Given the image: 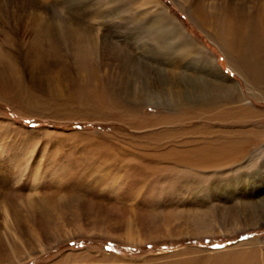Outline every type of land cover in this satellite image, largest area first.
Here are the masks:
<instances>
[{
    "label": "rangeland",
    "instance_id": "obj_1",
    "mask_svg": "<svg viewBox=\"0 0 264 264\" xmlns=\"http://www.w3.org/2000/svg\"><path fill=\"white\" fill-rule=\"evenodd\" d=\"M10 1L0 0V58L13 52L36 102L0 89V264H264V222L243 210L250 196L264 205V96L197 25L192 1L40 0L29 11L94 31L99 74L125 116L73 100L78 71L66 91L36 83L24 54L30 19L19 30ZM228 144L231 160L218 166Z\"/></svg>",
    "mask_w": 264,
    "mask_h": 264
},
{
    "label": "bare ground",
    "instance_id": "obj_2",
    "mask_svg": "<svg viewBox=\"0 0 264 264\" xmlns=\"http://www.w3.org/2000/svg\"><path fill=\"white\" fill-rule=\"evenodd\" d=\"M84 1L88 2L87 0ZM147 1L148 3L155 2V4L158 2L157 0ZM184 1L185 0H183V2ZM191 1L192 5L190 6H192L193 10L191 11L190 9V11L192 18H195L197 21V25H199L202 30L212 32L218 36L219 42L223 47H225L227 54H229L230 62L234 63L233 65L236 67V71L247 74V85L252 87L253 90L258 89L264 96V90H262L264 88V1L251 0L252 5L246 6V0H218L216 4H212L210 7H208L204 1L197 2L196 0H188V2ZM64 2H67L68 5H76L77 2L83 3V0H64ZM8 3L11 6H14L15 9L13 12L17 11L19 13L16 15L19 16L17 24V26L19 25V30L22 29V26L25 23L24 17H29V11L40 8V0H18L17 2L11 0ZM184 6L185 5H183V7ZM7 8L9 10L11 9V7ZM185 8L183 10H185ZM4 9L6 10V7L4 8L3 6L1 8L0 6V10ZM188 9L189 8L187 7V10ZM31 15L30 18H28L30 19L29 22L32 24H30L31 26L29 25L31 28L27 26V29H30L31 36L29 38L30 41L26 42L27 45L24 54L26 59H28V65L30 67L28 69L29 73H31L32 77L35 78L36 83L38 82L42 85H44L45 82H48L49 84L53 83L57 86V88H59L60 92H62L66 89L68 71H78V76L74 77L73 75L74 78H72L74 88L70 93H68V95H72L74 98L73 100L83 103L86 105L87 109L91 108L94 103L98 106L100 104L101 107H99L102 109L105 107L117 110V108L121 107L120 111H118L121 112V115L125 116L128 113L125 107H128V105L124 104L121 100L116 90H114V85L110 86V83L108 84V82H110L109 79L99 74L100 64L97 63L99 40L97 39L98 37L94 31L89 29L83 30V28H80L81 26L79 27V25L75 24L70 27L68 25V21L60 16H57L56 12L53 13V19L50 21L40 17L39 15ZM78 20L83 22L82 18ZM159 21L161 20L159 19ZM75 22L80 23L77 21ZM17 33L20 32L18 31ZM5 38L8 45H13L15 43L14 40L11 39L12 37ZM62 44H65L67 49H69L72 54L70 56V61H67V57L64 58L67 55L61 54L62 50H64L62 48ZM48 54L55 58L54 65L45 61ZM13 56V52L8 50L5 52L4 57L0 58V89L7 92L9 91L11 94L15 93V91L19 92L20 90L22 94L24 93L23 96H19L21 100L25 102L26 105L32 104L36 102V96H33L30 90H28L23 76L24 72L18 68L16 62H14ZM56 71L57 74L54 78L52 77V72ZM58 97L63 101L64 98L62 96H54V102L58 100ZM137 98L138 94L135 95L134 100H137ZM60 104L58 105L60 106ZM49 105L51 104L49 103ZM249 110L250 109H244L243 113H247ZM234 146V144H228L226 147H231L230 150L227 152L219 151V153L216 154L218 158L220 156H224L225 161L220 162L215 160L214 162H220L218 163V166L222 163L223 166L227 165L231 160L230 157L233 155L229 152H231ZM206 147L208 148V146ZM196 154H198V156H203L202 159H204L203 161L201 160V164L205 166L208 158H210L209 150L206 149V151H204L199 149ZM54 196L57 198L56 194L46 198H53V200H55ZM123 199H125L124 196H122L121 200ZM246 199L249 200L244 199L243 210L247 211V213H245L248 215V220L253 222L254 226L259 222L262 224L264 222L263 202L260 203L254 201L255 199H253L252 196ZM53 207H55L56 210H60L62 208L61 204L53 205ZM50 224V218H46L39 222L38 225H41L42 229H45L47 226L49 227ZM11 245L14 249L18 248L14 242H11Z\"/></svg>",
    "mask_w": 264,
    "mask_h": 264
},
{
    "label": "crops",
    "instance_id": "obj_3",
    "mask_svg": "<svg viewBox=\"0 0 264 264\" xmlns=\"http://www.w3.org/2000/svg\"><path fill=\"white\" fill-rule=\"evenodd\" d=\"M222 86H221V88H223L222 90H225V91H227L228 93H230V91H228V86L230 85V83L228 82V83H220Z\"/></svg>",
    "mask_w": 264,
    "mask_h": 264
}]
</instances>
